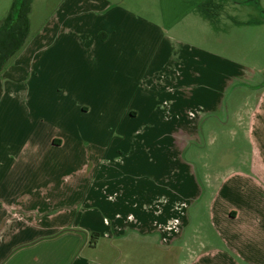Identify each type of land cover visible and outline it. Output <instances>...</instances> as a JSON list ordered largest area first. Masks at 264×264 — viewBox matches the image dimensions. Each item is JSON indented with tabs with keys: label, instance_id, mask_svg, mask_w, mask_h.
Wrapping results in <instances>:
<instances>
[{
	"label": "crops",
	"instance_id": "obj_1",
	"mask_svg": "<svg viewBox=\"0 0 264 264\" xmlns=\"http://www.w3.org/2000/svg\"><path fill=\"white\" fill-rule=\"evenodd\" d=\"M65 1L0 80V264H69L87 245L77 232L45 238L53 229L39 220L40 203L84 202L79 178L86 173V205L101 214L81 226L95 234L92 241L154 238L155 245L156 214L164 210L171 219L177 205L184 210L181 232L160 233L171 253L163 264H264V207L255 208V192L226 186L233 178L256 190L264 185V84L239 96L230 117L245 128L253 161L248 173L233 170L212 191L213 238L186 236L189 209L203 192L192 193L178 167H190L182 151L204 143V128L208 136L217 131L209 119L230 121L227 87L232 77L244 78L231 72L246 66L221 53L242 50L250 18L231 11L250 0ZM257 20V41H264V17ZM85 122L97 127L91 135L101 126L117 130L103 143L87 138ZM85 142L93 149L85 151ZM83 152L96 163L82 161ZM121 155L131 167H120ZM128 209L139 219L125 216ZM107 245L115 258V244Z\"/></svg>",
	"mask_w": 264,
	"mask_h": 264
},
{
	"label": "rangeland",
	"instance_id": "obj_2",
	"mask_svg": "<svg viewBox=\"0 0 264 264\" xmlns=\"http://www.w3.org/2000/svg\"><path fill=\"white\" fill-rule=\"evenodd\" d=\"M64 1L65 0H35L33 2V8H31L30 14V40L40 33L43 26H45L46 23L50 21L51 18H53L57 9L60 8ZM127 2L128 5L131 4L130 0H127ZM12 3L13 0H0V24L12 7ZM261 4L263 5V7H261ZM231 14H237L241 18H250V24L249 31H247V34L244 36L245 44L242 50L239 52V55L238 53L234 54V50H229L226 54H224V52L221 53L222 55H225V57L229 55L233 59V62L237 61L238 65L241 66V69L246 66L245 73L244 71L237 68L236 69L239 74H237V72L235 71L231 72L232 75H236L237 78L241 76H244V78L241 82H233L234 79L232 77L231 82H229L231 84L227 87V101L225 103V108L228 111V119L233 116V112L236 110V106L238 105L236 99L239 96L240 99H242L243 96L252 95L254 93L255 86L264 84V41L262 40L263 43L260 46V44L258 43L262 41H257L256 36L258 31V24L256 23L258 21L257 18L264 17V0H250V2L246 4V6L241 7L240 9H238V11L232 10ZM219 31H221V29L217 30V36L220 33ZM17 56L11 59L10 62L12 63L14 59H17ZM5 71L6 69H4L3 73L0 75V80L4 76ZM249 79H251L252 81L249 82ZM214 120V118H211L208 121V124L213 123L214 125H217V131H215L212 136H208L204 128V143H201L202 145H190L182 151V158L185 162L190 164V167H185L183 162L180 163H182L184 166H182L180 163V166H178L180 171L184 169L185 178L188 177L189 183L191 182L189 185L195 186L191 187L190 191L192 193H195L196 189H200V192H203V195L201 197H198L200 198V200L195 201L189 209V227L187 229V237L198 235L199 238H213L216 235L214 230L210 227L208 220L210 214L208 213L207 205L208 201H210L211 199L212 191H214L217 187L219 188L224 179L228 177L232 172L244 171L248 173L253 161V157L251 154V144L247 139L244 138L245 128L238 127L236 121H234L232 118H230L229 122H226L223 125L221 124L222 126L219 125V123H216ZM96 128L97 127L91 125L90 122H85L83 132L87 135L88 139H98L99 142L103 143H105L104 141L108 137L111 138V134L114 130H117L116 127L101 126L100 130H98L99 134L91 135ZM126 142L119 143V146L122 145L125 147ZM89 146L90 143L85 142L83 147L84 150L87 151L90 150V148L93 149ZM122 146L121 148H124ZM116 151L118 152L120 150ZM99 156L102 157V155L100 154ZM118 159L121 162L119 165L122 168L131 167V165L133 164L130 161L128 162L126 159H124V156L122 155L118 156ZM82 161H90L91 164H94V162L96 163V157L93 155V153L87 154L86 152H83ZM148 166H150L151 168L153 167V165H149L148 161H146L145 167L148 168ZM89 176L90 174L86 173L85 175L81 176L82 179L79 178V182L81 184L79 192V202L81 203L82 200L84 201L81 204L77 205L76 202H74L71 205L64 204L57 205V207L54 204H39L42 207L41 210H39V220L41 221V225L47 229H53V232H51L50 234L45 233L44 237L50 238V236H55L60 233L63 234L71 232L72 234L74 232H77L79 237H81L83 240L88 241L86 243V246L84 244L81 249L77 250L76 256L69 259V264H73L75 258L77 260V257L81 259V261L84 260L85 264H163L164 258L168 259L171 253L168 251H166V253L164 252L165 248L163 246H165V244L163 241H160V233H180L181 222L184 217V210L181 207H177L176 205L174 210L175 217H171V219L169 216L167 219L162 216L165 214L164 210L158 211V213L156 214L158 217L155 218V221L156 223H158L159 221V226L161 227H157V231L159 230V232L151 235V237H155V245H153L154 238H144V240L142 238H135L131 241H92L94 233L88 232V230L83 231V229L81 228V226H86L88 224L92 216L96 217L97 220H101V214L97 213V211L95 210L96 207L93 211H90V204H88V206L86 205V191H89V188L91 187V183H89ZM104 176L105 172L100 173V175L98 176V183H96V186L94 184V187H100L99 182L102 181ZM179 176H181V174ZM179 176L176 179V184H179L181 180H183V178L181 179V177ZM144 179L147 180L148 177ZM76 181L78 180H72L70 183H75ZM130 181H127L125 183H129ZM226 186L229 188V190L235 187L234 191L245 190L251 193L255 192V208L262 210V207H264V185H262L261 189L256 190L255 185L254 188H252V184H247L246 182L241 181L239 178H233L228 182ZM226 186L225 191H228V188H226ZM179 188H181L180 190L185 188L183 182L180 183ZM101 210L103 209L101 208ZM54 213L56 214L54 217L49 216V214ZM130 213L133 214L132 218L136 217L139 219L140 214L138 211L128 209L125 211V216L129 215ZM108 214L109 216H113L112 213ZM85 231H87V235L84 234ZM137 233L139 232L136 230L135 234ZM149 240L151 241L149 242ZM107 243L115 244V251L117 250L115 252L117 253L115 258H113V255H110V253L107 252V249L109 248ZM57 247H62V245H59ZM29 248L30 247H27L26 249L29 250ZM20 250H22V248L15 249L14 251H12V255L13 253L15 255V253L19 252ZM110 252L114 251L111 250ZM26 253L27 256L30 255V252Z\"/></svg>",
	"mask_w": 264,
	"mask_h": 264
},
{
	"label": "trees",
	"instance_id": "obj_3",
	"mask_svg": "<svg viewBox=\"0 0 264 264\" xmlns=\"http://www.w3.org/2000/svg\"><path fill=\"white\" fill-rule=\"evenodd\" d=\"M34 1L13 0L12 7L0 24V75L30 40V14Z\"/></svg>",
	"mask_w": 264,
	"mask_h": 264
}]
</instances>
